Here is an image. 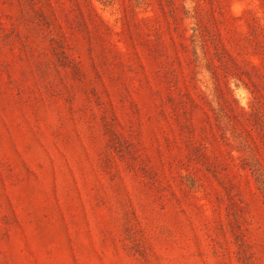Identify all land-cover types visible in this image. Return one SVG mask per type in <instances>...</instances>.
<instances>
[{"label": "rangeland", "instance_id": "rangeland-1", "mask_svg": "<svg viewBox=\"0 0 264 264\" xmlns=\"http://www.w3.org/2000/svg\"><path fill=\"white\" fill-rule=\"evenodd\" d=\"M0 264H264V0H0Z\"/></svg>", "mask_w": 264, "mask_h": 264}]
</instances>
